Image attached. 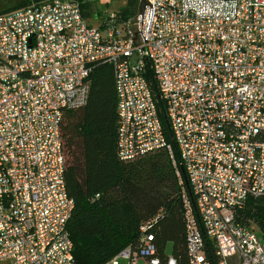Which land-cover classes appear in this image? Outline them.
Returning a JSON list of instances; mask_svg holds the SVG:
<instances>
[{"label":"built area","instance_id":"2783aa9c","mask_svg":"<svg viewBox=\"0 0 264 264\" xmlns=\"http://www.w3.org/2000/svg\"><path fill=\"white\" fill-rule=\"evenodd\" d=\"M96 1L0 14V264H78L62 124L87 103L97 62L113 67L120 160L166 149L176 167L154 82L166 105L191 191L176 169L188 264H212L204 235L219 264H264V235L236 221L249 197L264 195V0H149L148 31L150 5L142 24L141 14L133 22L113 11L91 26L84 11ZM155 220L106 264H177L160 254Z\"/></svg>","mask_w":264,"mask_h":264},{"label":"trees","instance_id":"16d2710c","mask_svg":"<svg viewBox=\"0 0 264 264\" xmlns=\"http://www.w3.org/2000/svg\"><path fill=\"white\" fill-rule=\"evenodd\" d=\"M18 0L0 14L32 2ZM140 0H126L118 12L128 19L138 12ZM86 5L84 14H92ZM90 91L85 105L65 112L62 133L67 165L65 182L74 208L67 228L74 244L78 264H106L140 239V227L156 218L149 231L161 255L172 243L177 264H188L185 223L180 185L181 173L188 193L189 182L173 141L166 105L154 96L166 139L172 143L176 167L166 149H159L131 161L117 156V95L111 64L97 62L89 75ZM236 221L255 226L264 235V195L249 197L236 213ZM205 252L212 264H219L213 241L205 235Z\"/></svg>","mask_w":264,"mask_h":264},{"label":"rangeland","instance_id":"374dc122","mask_svg":"<svg viewBox=\"0 0 264 264\" xmlns=\"http://www.w3.org/2000/svg\"><path fill=\"white\" fill-rule=\"evenodd\" d=\"M18 0H0V9H5L15 5ZM126 3V0H97L92 4L93 12L89 18V24L93 27H99L101 29V24L103 19L110 12H119ZM102 32L105 34L106 30L102 29ZM165 253L167 255L172 254V243L168 242L165 247ZM119 264H128L126 258H119ZM144 260L140 259L137 264H144Z\"/></svg>","mask_w":264,"mask_h":264},{"label":"water","instance_id":"95a60500","mask_svg":"<svg viewBox=\"0 0 264 264\" xmlns=\"http://www.w3.org/2000/svg\"><path fill=\"white\" fill-rule=\"evenodd\" d=\"M147 5H150V8H149V14H148V19H147V24H146V31H148L150 20H151V17H152L153 4L149 0H140L139 1L138 12H137V15L141 14V24H142L143 15L145 13ZM137 15L133 16V18H132L133 22H137ZM142 38H143V41L146 42V39L143 36V34H142Z\"/></svg>","mask_w":264,"mask_h":264}]
</instances>
